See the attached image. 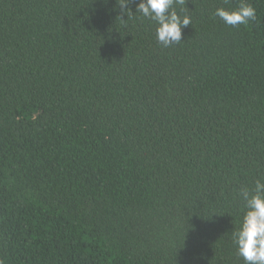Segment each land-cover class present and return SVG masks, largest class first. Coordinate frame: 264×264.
Returning <instances> with one entry per match:
<instances>
[{
    "label": "trees",
    "instance_id": "trees-1",
    "mask_svg": "<svg viewBox=\"0 0 264 264\" xmlns=\"http://www.w3.org/2000/svg\"><path fill=\"white\" fill-rule=\"evenodd\" d=\"M242 2L254 21L213 15ZM186 7L164 48L147 19L122 27L115 0H0V264H244L232 232L239 190L264 182V0Z\"/></svg>",
    "mask_w": 264,
    "mask_h": 264
},
{
    "label": "clouds",
    "instance_id": "clouds-1",
    "mask_svg": "<svg viewBox=\"0 0 264 264\" xmlns=\"http://www.w3.org/2000/svg\"><path fill=\"white\" fill-rule=\"evenodd\" d=\"M115 3L120 12L116 18L122 27H126L132 18L147 19L155 24L156 41L164 48L179 44L183 40L182 29L192 23L191 16L186 14V0H137L134 12L129 7L134 0H115ZM213 15L225 25L236 27L254 21L256 9L250 3L242 2L235 10L218 7ZM239 196L245 211L239 228L232 232L237 255L244 264H264V182L257 179L252 188H241Z\"/></svg>",
    "mask_w": 264,
    "mask_h": 264
}]
</instances>
